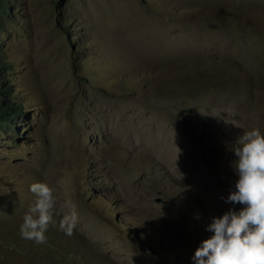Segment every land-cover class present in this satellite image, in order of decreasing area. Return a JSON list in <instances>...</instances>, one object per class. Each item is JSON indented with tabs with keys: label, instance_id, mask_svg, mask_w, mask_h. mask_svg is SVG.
<instances>
[{
	"label": "rangeland",
	"instance_id": "1",
	"mask_svg": "<svg viewBox=\"0 0 264 264\" xmlns=\"http://www.w3.org/2000/svg\"><path fill=\"white\" fill-rule=\"evenodd\" d=\"M10 7L24 111L0 126V264H196L212 219L244 207L234 142L264 130V0ZM43 181L79 222L68 236L54 216L36 244L20 225Z\"/></svg>",
	"mask_w": 264,
	"mask_h": 264
},
{
	"label": "clouds",
	"instance_id": "2",
	"mask_svg": "<svg viewBox=\"0 0 264 264\" xmlns=\"http://www.w3.org/2000/svg\"><path fill=\"white\" fill-rule=\"evenodd\" d=\"M232 150L238 158L233 167L239 179L227 201L244 207L212 219L208 231L214 234L195 251L196 264H264V130L258 126L246 129ZM30 191L36 199L24 214L21 237L46 244L54 216L61 217L60 229L73 235L79 222L77 205L61 203L55 187L47 181L31 184Z\"/></svg>",
	"mask_w": 264,
	"mask_h": 264
},
{
	"label": "trees",
	"instance_id": "3",
	"mask_svg": "<svg viewBox=\"0 0 264 264\" xmlns=\"http://www.w3.org/2000/svg\"><path fill=\"white\" fill-rule=\"evenodd\" d=\"M11 0H0V27L9 18ZM11 63L0 48V126L7 127L12 119L23 114L24 105L14 100L17 95L13 82L10 81L9 72Z\"/></svg>",
	"mask_w": 264,
	"mask_h": 264
}]
</instances>
